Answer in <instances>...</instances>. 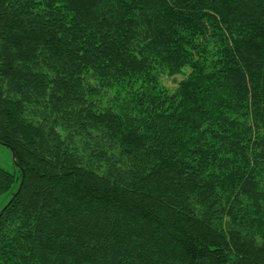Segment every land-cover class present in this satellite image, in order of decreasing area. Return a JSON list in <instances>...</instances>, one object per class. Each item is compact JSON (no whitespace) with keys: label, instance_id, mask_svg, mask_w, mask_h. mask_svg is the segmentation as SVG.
Wrapping results in <instances>:
<instances>
[{"label":"trees","instance_id":"trees-1","mask_svg":"<svg viewBox=\"0 0 264 264\" xmlns=\"http://www.w3.org/2000/svg\"><path fill=\"white\" fill-rule=\"evenodd\" d=\"M0 143V264H264V0H0Z\"/></svg>","mask_w":264,"mask_h":264},{"label":"rangeland","instance_id":"rangeland-1","mask_svg":"<svg viewBox=\"0 0 264 264\" xmlns=\"http://www.w3.org/2000/svg\"><path fill=\"white\" fill-rule=\"evenodd\" d=\"M180 78H181L180 75H177L175 77L176 81H178ZM164 83L168 84L169 86H174V84L172 83V78L165 79ZM0 159H2V166H0L1 168L11 173L18 174V168L14 164V161L12 160L11 150L6 145L1 143H0ZM9 193L10 190L0 194V209L5 205V202L9 197Z\"/></svg>","mask_w":264,"mask_h":264},{"label":"water","instance_id":"water-1","mask_svg":"<svg viewBox=\"0 0 264 264\" xmlns=\"http://www.w3.org/2000/svg\"><path fill=\"white\" fill-rule=\"evenodd\" d=\"M11 155H12V160L14 161V163H15V165H18L17 163H16V161H15V154H14V152L11 150ZM22 177H23V175H22ZM21 182H22V180H21ZM21 182H20V184H21ZM13 198V196L9 199V201H7V203H5V205L0 209V214L2 213V211L5 209V207L7 206V204L10 202V200Z\"/></svg>","mask_w":264,"mask_h":264},{"label":"snow or ice","instance_id":"snow-or-ice-1","mask_svg":"<svg viewBox=\"0 0 264 264\" xmlns=\"http://www.w3.org/2000/svg\"><path fill=\"white\" fill-rule=\"evenodd\" d=\"M0 166H2V159H0Z\"/></svg>","mask_w":264,"mask_h":264}]
</instances>
